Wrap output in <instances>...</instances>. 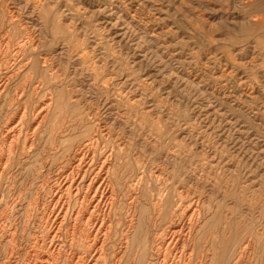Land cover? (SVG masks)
Masks as SVG:
<instances>
[{
  "label": "rangeland",
  "instance_id": "rangeland-1",
  "mask_svg": "<svg viewBox=\"0 0 264 264\" xmlns=\"http://www.w3.org/2000/svg\"><path fill=\"white\" fill-rule=\"evenodd\" d=\"M253 4L0 0V41L13 31L12 19L47 60L39 95L29 93L34 102H25L28 125L32 110L47 99L53 105L50 118L66 124L37 134L29 171L16 178H25L28 195L17 208L19 226L35 195L37 167L52 160V147L74 148L99 132L109 147L123 149L115 159L114 183L125 205L135 172L143 175L134 195L141 199L134 238L152 225L150 203L160 191L166 196L157 229L185 220L189 202L198 205L207 233H217L223 260L233 249L231 262L256 264L251 255H238L250 239L264 258V3ZM55 170L46 171L51 185ZM45 195L44 208L35 211L37 223L26 231L22 256L32 246L31 230L44 232L52 208L51 193ZM126 255L125 264H137Z\"/></svg>",
  "mask_w": 264,
  "mask_h": 264
},
{
  "label": "bare ground",
  "instance_id": "bare-ground-1",
  "mask_svg": "<svg viewBox=\"0 0 264 264\" xmlns=\"http://www.w3.org/2000/svg\"><path fill=\"white\" fill-rule=\"evenodd\" d=\"M242 1L245 6L264 3L263 0ZM262 18L260 14L255 20ZM9 21L13 31L9 30L0 41V264H125L127 252L137 264H239L237 260L230 261L233 249L222 259L218 235L215 231L207 233L204 217L196 212L198 205L194 207L188 202L183 211L185 220L157 229L165 192L152 196L153 215L149 218L152 225L134 238L139 221L135 208L141 201L134 195L142 184L143 175L135 172L129 186L131 197L125 205L114 183L119 170L115 159L123 149L121 151L120 144L109 147L105 135L99 132L91 133L74 148L58 143L49 148L52 160L37 167L39 181L32 187L35 195L25 209L24 225L19 226L21 217L17 208L23 206L28 195L25 178H16L29 171L27 158L35 147L37 134L47 126L55 128L66 124L50 118L53 105L52 100L47 99L32 110L33 122L28 125L29 109L25 102H34L29 93L39 95L44 83L41 69L47 60L38 52L39 46L30 33L25 29L18 31L13 20ZM18 80H22V86H15ZM57 112L60 109L53 111ZM65 155L68 163L61 166L60 159ZM52 168L56 170L51 185V177L48 175L46 179L45 176ZM16 171L18 174L14 176ZM44 191L46 195L51 193L52 205L44 218V232L37 235V230H31L27 241L32 246L27 255L22 256L26 231L37 223L35 211L44 208L41 202ZM258 247L250 239L241 247L239 259L249 254L256 264H264Z\"/></svg>",
  "mask_w": 264,
  "mask_h": 264
}]
</instances>
